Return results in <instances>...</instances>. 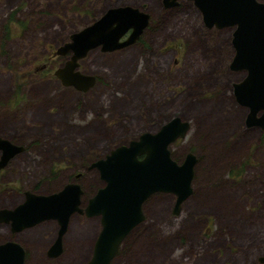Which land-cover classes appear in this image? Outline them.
<instances>
[{
    "label": "rangeland",
    "instance_id": "rangeland-1",
    "mask_svg": "<svg viewBox=\"0 0 264 264\" xmlns=\"http://www.w3.org/2000/svg\"><path fill=\"white\" fill-rule=\"evenodd\" d=\"M179 1L167 8L161 0H0V135L28 147L0 169V209L25 189L49 194L72 179L82 184L85 207L105 184L91 162L179 116L189 132L169 150L178 164L196 154L193 193L178 214L173 193L149 196L144 221L111 264H262L264 130L246 127L248 108L235 101L233 84L244 72L228 69L232 29L206 28L192 3ZM128 4L151 15L140 39L80 59L77 70L95 78L89 89L64 85L54 73L71 54L58 47L108 7ZM58 225L50 219L37 229L45 239L17 236L31 247L29 264L91 258L100 217L73 214L62 255L49 259ZM10 236L1 223L0 240Z\"/></svg>",
    "mask_w": 264,
    "mask_h": 264
},
{
    "label": "water",
    "instance_id": "water-1",
    "mask_svg": "<svg viewBox=\"0 0 264 264\" xmlns=\"http://www.w3.org/2000/svg\"><path fill=\"white\" fill-rule=\"evenodd\" d=\"M203 12L204 24L217 28L236 26L233 31L234 59L232 70H247V76L233 84L238 104L248 108L246 127L264 130V3L255 0H194ZM163 6L173 7L177 0H161ZM150 21V14L131 5L108 7L92 22L73 32L56 53L70 57L55 70L64 85L80 91L91 87L94 76L81 74L78 61L89 51L99 47L101 52H112L139 40ZM190 122L171 116L155 132L145 131L125 144L112 148L103 157L91 162L104 186L82 203V185L69 182L57 192L34 193L25 191V200L13 209H0L2 220L13 222L12 230H21L45 219H55L59 234L49 255L63 250L62 237L67 233L70 218L75 212L86 217H100V231L92 248L91 258L82 264H110L118 254V247L126 235L144 221L143 204L155 193L175 195L172 212L178 214L181 204L191 195L196 154L185 153L178 164L170 155L169 147L189 132ZM21 145L0 135V169L12 157L23 151ZM258 260L264 263V255ZM25 249L17 241L0 243V264H25Z\"/></svg>",
    "mask_w": 264,
    "mask_h": 264
},
{
    "label": "flooded vegetation",
    "instance_id": "flooded-vegetation-1",
    "mask_svg": "<svg viewBox=\"0 0 264 264\" xmlns=\"http://www.w3.org/2000/svg\"><path fill=\"white\" fill-rule=\"evenodd\" d=\"M178 1V4H176V6H173V7H168V8H176V7H178L180 4H181V1H179V0H177ZM183 1H190L191 3H192V5L198 10V12H200V14H201V19H202V24H204V20H203V12L200 10V8H198V6L195 4V1L194 0H183ZM223 1V0H222ZM228 1H234V0H228ZM255 2H260V3H264V0H255ZM165 7V6H164ZM150 18H151V15H150ZM204 26L206 27V28H208V29H212V28H215V29H217V30H224L225 28H231L232 29V32H231V34L233 33V31L236 29V26H224L223 28H217L215 25H213L212 27H208V26H206V24H204ZM147 27H148V25H147ZM146 27V28H147ZM145 28V29H146ZM232 38H233V34L231 35V38H230V40L228 41V45L230 44V46L232 47V49H233V53H232V56H231V61H230V63H229V65H228V69L230 70V71H233V72H237V71H242V72H244V75H243V77H242V79L244 78V77H246L247 76V70L246 69H241V70H232L231 68H230V64H231V62L233 61V57H234V55H235V48H234V46H233V42H232ZM241 79V80H242ZM241 80H239V82L241 81ZM234 97H235V95H234ZM235 101H236V99H235ZM236 103H237V101H236ZM238 104V103H237ZM238 105H240V104H238ZM243 106V105H242ZM245 107V106H244ZM247 108V107H246ZM14 143H16V144H19V145H21L22 147H24L23 148V151L22 152H20V153H18V155H20L21 153H23V152H25V151H27V146H25L24 144L22 145L21 144V142H19V141H16V140H12ZM1 154H2V151H0V156H1ZM17 155V154H16ZM14 157V156H13ZM197 157V156H196ZM9 161H11V160H9ZM196 163H197V161H196ZM195 163V164H196ZM9 165V163L4 167V168H1V169H5V168H7V166ZM81 176V173H78L77 175H76V177L78 178V177H80ZM194 176V175H193ZM193 180H194V178H193ZM193 180H192V182H193ZM77 182V181H74L73 179L70 181V182ZM66 183H69V182H66ZM66 183H65V185H66ZM81 184V183H80ZM64 185V186H65ZM82 185V184H81ZM64 186H62V187H60V189L61 188H63ZM59 189V190H60ZM26 190H28V189H25V191ZM59 190H56V191H52V192H57V191H59ZM191 190H192V183H191ZM25 191L22 193V199L20 200V201H24L25 200ZM32 192H34V193H39L40 191L37 189V190H33ZM40 193H42V192H40ZM163 193V192H162ZM192 193H193V190H192ZM192 193H191V195H192ZM47 194V193H46ZM156 194V193H155ZM82 195H83V188H82ZM191 195H189L188 197H190ZM187 197V198H188ZM20 201H16V202H14V204H12V206L11 207H9V208H11V209H13L14 208V206H16L17 204H19V203H21ZM88 201V200H87ZM81 207H82V203H81ZM82 208H85V207H82ZM75 213H79V214H81V215H84V213H80V212H75ZM75 213H73V214H75ZM73 216V215H72ZM71 216V217H72ZM86 217V216H85ZM87 218H90V217H87ZM71 219V218H70ZM51 220H55V219H51ZM50 220H48V219H45V220H42V221H40V222H38V224H35V225H33V226H30V227H26V228H23V229H21V230H15V231H13L12 230V225L11 224H13V222H11V221H8V223L7 222H4L5 224H8L9 226H10V232L11 233H13V236H10L9 238H6V239H3V240H0V243H3L4 241H7V240H11V241H17L18 243H20V245H22L23 246V248L25 249V257H26V259H25V264H29L28 263V261H29V259L31 258V247L30 246H28L24 241H20V240H18L17 239V236H19L20 234H24V235H27L29 232H31V231H33V232H39V234H40V237L41 238H43V239H45V236H44V233L43 232H41L40 230L39 231H37V229L39 228V227H41L43 224H45V223H47V222H49ZM58 222V221H57ZM143 222V221H142ZM70 223H71V220H70V222H69V225H70ZM1 224V223H0ZM69 225H68V228H69ZM67 228V229H68ZM136 228V227H135ZM59 225H58V228H57V231H56V234H55V236L53 237V239L51 240V243H49V245H48V247H47V250H46V256L49 258V259H54V258H58V257H60L61 255H62V253H63V250H64V243H63V240H64V237H65V234L63 235V237H62V243H63V250H62V252L60 253V254H58L57 256H52V255H49V252H50V250H51V247L53 246V243H54V241L56 240V238L58 237V234H59ZM67 231V230H66ZM96 239V238H95ZM124 241V240H123ZM122 241V242H123ZM121 242V243H122ZM94 243H95V240H94ZM121 243H120V245H121ZM94 245V244H93ZM120 245H119V247H118V251H119V248H120ZM93 248V247H92ZM117 251V252H118ZM119 253V252H118ZM118 255V254H117ZM116 255V256H117ZM114 259V258H113ZM112 259V260H113ZM112 260H111V262H112ZM111 262H110V264H111ZM82 264V263H81ZM262 264H264V263H262Z\"/></svg>",
    "mask_w": 264,
    "mask_h": 264
},
{
    "label": "clouds",
    "instance_id": "clouds-1",
    "mask_svg": "<svg viewBox=\"0 0 264 264\" xmlns=\"http://www.w3.org/2000/svg\"><path fill=\"white\" fill-rule=\"evenodd\" d=\"M92 118V116H91V114L89 115V119H91ZM178 228H179V222H177L176 224H175V227L171 230L172 232H174V231H176V230H178ZM165 234H170L167 230L165 231ZM178 252H179V250H177ZM175 256H176V253H174V258H175Z\"/></svg>",
    "mask_w": 264,
    "mask_h": 264
},
{
    "label": "bare ground",
    "instance_id": "bare-ground-1",
    "mask_svg": "<svg viewBox=\"0 0 264 264\" xmlns=\"http://www.w3.org/2000/svg\"><path fill=\"white\" fill-rule=\"evenodd\" d=\"M85 215V214H84ZM1 222H6L5 220H2Z\"/></svg>",
    "mask_w": 264,
    "mask_h": 264
}]
</instances>
